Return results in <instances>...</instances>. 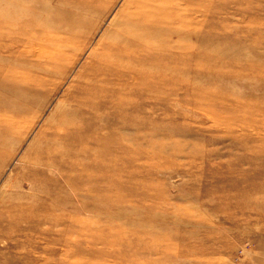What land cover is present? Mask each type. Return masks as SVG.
Here are the masks:
<instances>
[{
	"label": "rangeland",
	"instance_id": "1",
	"mask_svg": "<svg viewBox=\"0 0 264 264\" xmlns=\"http://www.w3.org/2000/svg\"><path fill=\"white\" fill-rule=\"evenodd\" d=\"M64 1L47 8L80 15L78 39L49 68L52 50L23 44L29 31L13 20V0H0V78L7 66L17 72L15 81L0 80V128L13 116L12 131L0 129L4 232L22 220L8 217L9 207L27 201L20 193L29 186L17 191L15 179L44 146L43 133L127 0H98L83 11ZM175 15L182 30L171 33L179 42L169 67L184 73L132 83L124 120L109 115L99 125L110 163L123 159L127 168L117 162L107 177L61 171L68 200L61 194L59 209L78 212L43 217L55 226L29 217L22 233L12 232V247L0 238V264H264V0L181 1ZM43 229L55 240L40 242Z\"/></svg>",
	"mask_w": 264,
	"mask_h": 264
},
{
	"label": "bare ground",
	"instance_id": "2",
	"mask_svg": "<svg viewBox=\"0 0 264 264\" xmlns=\"http://www.w3.org/2000/svg\"><path fill=\"white\" fill-rule=\"evenodd\" d=\"M49 1L51 0H13L11 5L15 6L14 9L17 11L12 17L21 24L25 35L29 31V39L25 38L23 44L42 47L40 51L44 48L52 50L55 59L49 68H55V60H60L64 52L78 39V26L82 17L78 18L80 16L78 14L72 17L69 13L58 10L49 11L47 8ZM70 1L73 4L76 2L74 9L81 10L85 9L88 3L98 0H67L66 2L71 4ZM181 1L189 0H127L119 10V20L114 22V30L107 33V36L105 34L108 40L99 42L98 52L89 57L82 76H79L78 83L72 90L70 102L60 109L43 133L44 146L37 148L29 156L28 169L22 171L15 179L16 186L13 187L20 191L25 183L29 186L26 192L29 195L23 196L26 193L21 192V196L27 201L25 203L20 201L18 205L10 206L8 209V217H21L22 220L8 221L7 229L11 231L9 233L0 229V238L5 240L7 245L11 247L14 245L17 235L12 232L22 233L23 230L19 231L21 228L19 224L27 223L29 217H39L43 224L55 226V223L43 217H51L56 212L60 217L64 214L73 217L78 212L75 205L70 206L69 211L59 209L58 205L62 204V208L65 205L64 201L68 200V193L57 179L59 176H64L61 171L69 170V174L74 171H94L99 176L107 177L106 173L110 175L111 166H115L117 162L127 168L123 159L117 158L113 161L114 164L110 163L109 158L112 154L107 155L104 151L102 140L99 138L102 137L99 133V125L110 119L109 115L116 121L124 120L122 115L127 105L124 101L129 102V95L135 90L132 83L140 88L157 78L165 79L166 74L184 73L181 70H171L169 67H175L174 57L178 52L174 48L179 41L173 40L171 33L182 30L180 22L175 18L176 9ZM25 10L29 11L25 14ZM29 19H32V22ZM182 44L185 45L181 42L179 47ZM184 52L185 49L182 53ZM7 67L4 79L0 78L2 83L12 82L17 78V72L10 66ZM147 87L150 89L149 86L143 88ZM149 92L154 93L151 89ZM6 118L9 122L7 119L1 122L2 135L9 134L13 129V116ZM106 130L109 131L105 128ZM87 157L95 162L85 165L84 160ZM101 159L103 165L99 162ZM53 171L57 172L56 177L53 176ZM85 180L80 178L76 182L81 185ZM71 181L73 184L69 181L67 184L72 186H67L73 188V191L78 190L74 188L75 182L72 179ZM124 184L125 182L117 183L116 188L123 191L126 187ZM61 194L66 198L64 201L60 200L63 198ZM50 234H53L50 229H43L37 235L40 242H51L55 238H50ZM35 245H38V242H35ZM10 246L6 248L10 249ZM73 248L72 243L69 246V255L73 253ZM40 254L45 255L42 251Z\"/></svg>",
	"mask_w": 264,
	"mask_h": 264
}]
</instances>
